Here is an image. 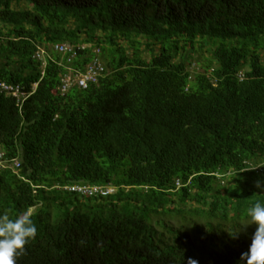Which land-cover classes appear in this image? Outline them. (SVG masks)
Listing matches in <instances>:
<instances>
[{"label": "trees", "instance_id": "1", "mask_svg": "<svg viewBox=\"0 0 264 264\" xmlns=\"http://www.w3.org/2000/svg\"><path fill=\"white\" fill-rule=\"evenodd\" d=\"M57 44L86 48L68 61ZM94 58L98 81L61 93ZM0 83L27 95L0 90V151L19 163L0 170V214L37 226L17 264L248 251L247 209L264 202V0H0Z\"/></svg>", "mask_w": 264, "mask_h": 264}, {"label": "clouds", "instance_id": "2", "mask_svg": "<svg viewBox=\"0 0 264 264\" xmlns=\"http://www.w3.org/2000/svg\"><path fill=\"white\" fill-rule=\"evenodd\" d=\"M35 87V85H33ZM264 192V186L257 184ZM255 226L248 251L242 253L237 264H264V202L257 201L247 209L243 228ZM37 226L27 212L10 219L6 214H0V264H17L19 257L25 254L26 245L36 238ZM231 239H236L239 231L228 232ZM187 264H198L195 259H189Z\"/></svg>", "mask_w": 264, "mask_h": 264}, {"label": "built area", "instance_id": "3", "mask_svg": "<svg viewBox=\"0 0 264 264\" xmlns=\"http://www.w3.org/2000/svg\"><path fill=\"white\" fill-rule=\"evenodd\" d=\"M88 47V46H87ZM86 48V45H79L73 47L69 44H57L53 46V50L60 54L61 56H68V61L76 56V52ZM96 52V51H95ZM97 53V52H96ZM43 50H39L35 53L37 59L43 60ZM44 65V62H42ZM103 66L97 58H94L89 64L86 65L83 72H74L73 70H68L67 74L62 75L60 79L59 90L61 93H65L71 87L76 86L81 89H85L90 83H96L99 76L103 73ZM0 90L17 98L18 101H22L27 97L25 93H22L19 87H12L0 83ZM3 153L0 151V170L6 167H11L13 169L19 168V163L16 160L10 162L4 160ZM69 192L78 193L82 196H106L114 193L115 189L110 187H99V186H86V185H76L65 188Z\"/></svg>", "mask_w": 264, "mask_h": 264}, {"label": "rangeland", "instance_id": "4", "mask_svg": "<svg viewBox=\"0 0 264 264\" xmlns=\"http://www.w3.org/2000/svg\"><path fill=\"white\" fill-rule=\"evenodd\" d=\"M24 7L25 6L23 4L20 5V8H24ZM205 55H206V57H209L208 54H205ZM199 71H201V69H199ZM224 184H226V181H224ZM167 221H169V220L167 219ZM179 221H180V217L170 219L171 224H176V225L182 224V222H179ZM190 223H191V221H190ZM189 227L190 226H188V228Z\"/></svg>", "mask_w": 264, "mask_h": 264}]
</instances>
